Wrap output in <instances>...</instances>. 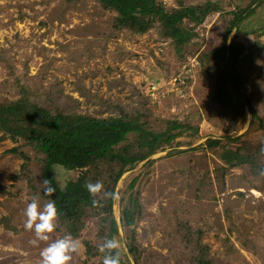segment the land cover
Wrapping results in <instances>:
<instances>
[{
    "label": "rangeland",
    "instance_id": "374dc122",
    "mask_svg": "<svg viewBox=\"0 0 264 264\" xmlns=\"http://www.w3.org/2000/svg\"><path fill=\"white\" fill-rule=\"evenodd\" d=\"M162 1L169 9L198 4L215 10L199 24L184 19L181 25L194 35L176 47L157 27L142 33L114 28L115 13L98 0H0V104L30 96L53 111L99 117L138 109L151 130H162L173 120L188 124L116 183L112 213L118 232L113 239L121 262L190 264L185 246L192 253L198 240L214 264H264V194L257 187V171L241 164L223 172L220 148L205 145L206 139L217 138L231 152L242 146L253 153L261 146L264 1ZM249 4L253 11L241 21V35L232 30L227 41L236 38L252 52L242 78L254 116L244 106V116L232 120L215 103L216 70L204 54L220 44L231 12ZM227 89L239 103V93L231 84ZM13 147L17 153L10 152ZM20 153L29 157L25 164ZM38 157L24 138L0 131V264H41V250L69 234L57 227L42 241L24 227L31 198L38 196L41 206L48 201ZM258 159L264 165V153ZM52 162L60 187L88 169ZM130 194L141 213L133 226L125 227L121 211ZM97 218L89 208L83 213V227L74 237L79 250L71 264L104 261ZM131 233L136 255L127 247Z\"/></svg>",
    "mask_w": 264,
    "mask_h": 264
},
{
    "label": "trees",
    "instance_id": "16d2710c",
    "mask_svg": "<svg viewBox=\"0 0 264 264\" xmlns=\"http://www.w3.org/2000/svg\"><path fill=\"white\" fill-rule=\"evenodd\" d=\"M98 1L103 7L115 13L112 22L114 28H127L142 33L151 27H157L165 37L174 42L176 47H181L194 35L193 29L181 25L184 19L189 18L194 24H199L209 12L215 10L214 7L198 4H178L177 7L169 9L162 0ZM262 1L264 0L257 2L260 4ZM250 6L251 4L231 12L220 44L204 54L208 61H213L216 70L215 103L223 109L225 116L232 117V120L244 116V106H247L252 114L254 113L243 89L242 78L246 64L248 65V61L252 59V52H246L247 46L236 38L227 41L232 30L234 36L241 35L240 23L253 11ZM227 84H231L242 97L239 103L228 92ZM36 98L33 100L30 96H25L7 104H0V131L2 135L7 134L13 139L24 138L39 155L42 179L50 180L52 186L56 188L53 196L45 194V198L48 201L54 199L59 209L57 227L65 228V231L73 237L77 236L83 227L81 217L89 208L98 217L97 221L100 223L102 243L99 248H101L106 240L113 239L118 232L112 204L114 189L122 173L169 145L182 134L188 124L173 120L162 130H151L138 109L133 113L122 111L119 114L99 117L76 112L53 111L46 103L41 104ZM129 134L134 135L133 140H129ZM205 145L209 148H220L219 155L224 162L221 166L223 172L241 164L248 165L250 170L255 168L260 180V185L257 187L264 194V165L258 161L259 155L264 153V136L260 140V148L252 151L253 153L242 146L231 152L220 145L217 138L206 139ZM10 152L18 151L13 147ZM20 154L25 164L29 157L24 153ZM52 161L67 169H88L60 187L54 177ZM97 181L102 183L100 190L103 196L90 194L85 187L87 182L94 184ZM132 184L131 182L130 187ZM140 213L136 196L130 194L128 203L122 207L121 224L125 227L133 226ZM137 246L134 233H131L128 251L136 255ZM186 246L190 264H214L205 244L197 240L192 253L188 250L189 246ZM86 247L89 248L87 244ZM99 254H102L104 259L107 255L118 256L117 248L100 250ZM119 264L125 263L119 258Z\"/></svg>",
    "mask_w": 264,
    "mask_h": 264
},
{
    "label": "clouds",
    "instance_id": "9594fccd",
    "mask_svg": "<svg viewBox=\"0 0 264 264\" xmlns=\"http://www.w3.org/2000/svg\"><path fill=\"white\" fill-rule=\"evenodd\" d=\"M44 192L48 196H53L56 188L52 186L48 179L43 180ZM85 187L90 194H95L102 188V183L87 182ZM24 215L26 216L25 229L33 231L38 240L47 241L49 235L57 228V220L60 215L54 199L47 201L41 206L39 197L34 195L31 201L27 204ZM119 247L118 241L108 239L101 246L100 250L116 249ZM79 250L78 241L71 235L64 236L53 240L40 252L41 264H71L73 254ZM104 264H119L118 256H105Z\"/></svg>",
    "mask_w": 264,
    "mask_h": 264
}]
</instances>
